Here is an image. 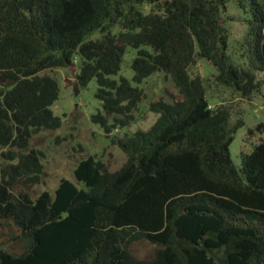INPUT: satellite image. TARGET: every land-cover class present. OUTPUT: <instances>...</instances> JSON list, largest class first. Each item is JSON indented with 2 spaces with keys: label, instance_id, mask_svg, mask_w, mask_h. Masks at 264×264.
Segmentation results:
<instances>
[{
  "label": "trees",
  "instance_id": "1",
  "mask_svg": "<svg viewBox=\"0 0 264 264\" xmlns=\"http://www.w3.org/2000/svg\"><path fill=\"white\" fill-rule=\"evenodd\" d=\"M229 6L242 11L240 40ZM127 47L135 85L112 78ZM198 58L239 97L258 92L264 0H0V226L25 243L19 254L0 248V264H264V138L235 166L229 144L243 119L231 124L230 106L209 105L190 72ZM76 60L75 92L96 80L91 120L125 160L110 170L88 155L74 168L83 187L61 178L53 194L33 192L43 164L31 139L61 125L51 109L59 84L46 70ZM156 71L176 91L149 103L155 121L111 135L134 121L138 85ZM141 239L155 246L152 258L130 251Z\"/></svg>",
  "mask_w": 264,
  "mask_h": 264
},
{
  "label": "rangeland",
  "instance_id": "2",
  "mask_svg": "<svg viewBox=\"0 0 264 264\" xmlns=\"http://www.w3.org/2000/svg\"><path fill=\"white\" fill-rule=\"evenodd\" d=\"M240 12L242 13L240 9L229 6L228 14L234 16V21L229 22L231 39L234 40H240L246 30V25L240 19ZM112 30L118 32L122 27L115 25ZM134 54V49H125L120 69L112 78L118 80L123 76L135 85L132 81L133 70L130 67ZM79 63L80 61L76 60L72 66L46 70L59 84V96L51 105V109L60 118L61 125L56 130L40 131L31 139V146L42 153L43 164L41 182L29 188L33 192L47 190L53 194L61 178L69 179L78 187H83V184L74 178V168L80 159L88 155H96L102 159L110 170L119 168L125 160V154L120 148L110 141L101 126L91 120V115L100 110V102L95 96L96 80L91 79L85 87L75 92L73 84L79 71ZM190 72L202 77L211 107L218 104L230 106L233 113L231 124L242 117L244 123L234 133L229 144V153L235 166L243 168L246 154L264 138V131L256 128L259 123L264 122V83L258 92L249 98H241L215 81V68L205 59L198 58ZM138 86L143 89L145 97L135 112L134 121L128 127L114 129L111 135L132 133L136 129L144 130L150 127L157 114L150 110L149 103L160 97L167 98L165 89L176 91L171 79L165 77L162 71L154 72ZM1 150L4 148L0 149V152ZM3 161L5 160L0 157V165ZM18 233V229L12 224L3 223L0 226V248L16 254L23 252L25 243L16 237ZM130 251L137 258L147 259L154 256L155 246L141 239L130 245Z\"/></svg>",
  "mask_w": 264,
  "mask_h": 264
},
{
  "label": "water",
  "instance_id": "3",
  "mask_svg": "<svg viewBox=\"0 0 264 264\" xmlns=\"http://www.w3.org/2000/svg\"><path fill=\"white\" fill-rule=\"evenodd\" d=\"M0 81H2V79H0Z\"/></svg>",
  "mask_w": 264,
  "mask_h": 264
}]
</instances>
